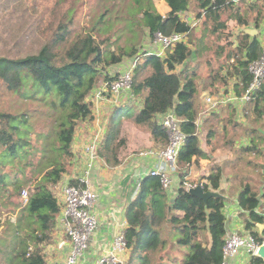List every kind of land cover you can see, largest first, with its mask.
<instances>
[{"label": "trees", "instance_id": "obj_1", "mask_svg": "<svg viewBox=\"0 0 264 264\" xmlns=\"http://www.w3.org/2000/svg\"><path fill=\"white\" fill-rule=\"evenodd\" d=\"M164 2L170 8V12L162 17L154 8L153 0H113L112 5L103 12H92L88 16L90 20L74 33L68 31L66 27H58L49 43L38 53L19 59L0 57V83L5 85L9 93L23 97L21 92L24 88L23 79L31 78L34 81L33 86L44 89L43 93L54 87L58 94L57 99L49 103L37 100L33 96L23 98L42 103L48 109L53 124L47 138L46 151L41 158V161L44 160L43 168L47 171L31 188V194L23 210L26 217L25 236L32 249H29L24 239L14 264H46L40 246L51 241L54 220L60 210L51 188L55 187L67 172L76 127L81 121L91 119V103L88 100L90 93L103 71L120 64L124 58L138 54L136 47L146 33L151 38L156 33L164 36L172 33L185 34L186 41L167 50L164 58L155 55L142 57L139 67L149 68L150 73L140 78L137 73L138 67L133 76V94L138 97L146 93L143 106L134 116L133 122L136 125L147 126L153 142L165 145L166 134L158 123H155V118L173 110L181 120V131L186 135V140L176 161L179 186L174 198H170L163 191L157 177H146L140 182V195L125 211L128 225L125 242L126 247L132 252L128 264H132L134 259L138 260L139 264H151L150 258L157 255L155 264H164V258L167 257L166 249L170 250L174 244L187 249L182 257V264L221 263L226 236V219L222 212L224 201L211 198L204 203L191 196L185 185L188 166L192 161L207 158V155L200 149L197 137L199 90L196 75L176 73V68L184 65L192 56L191 47L199 52L193 37L195 28L183 21L180 14L196 2L198 11L195 18L202 21L201 37L210 34L229 40L233 36L231 33L223 35V31L227 30V22L232 21L238 27L253 24L258 29L263 19V11L256 4H247L243 9L227 0H164ZM120 3L117 15V6ZM74 13L75 9L70 7L69 23L74 21ZM125 30L123 43L118 46L117 51H111L112 40L114 42L120 40ZM232 46L233 43L229 42L225 75L219 73L223 67L210 74L203 82L205 88L203 90L206 88L208 90L217 81L236 77L239 80L236 93L240 95L249 83L247 66L260 57L262 46L256 37L251 38L244 32L237 36V46L235 48ZM58 50L61 53H56ZM145 53L147 52H143V55ZM232 59L234 61L230 64ZM232 112L231 119L234 118V111ZM245 118H249L253 127L245 131L244 137L248 139V145L241 147L240 150L253 156L264 155V149H261V144L264 143L262 133L264 81L254 100L247 107ZM14 119L13 114L0 112V173L4 167L19 166L21 163L24 164L23 168H27L34 157L33 153H30V139L24 138V141L22 136L16 134L18 127L12 125ZM23 119L26 121L25 114ZM109 123L110 127L98 156L108 165L117 166L121 160L120 150L124 143L118 137L117 127L113 125L114 118ZM53 138L58 142L57 159H52L50 153ZM17 147H24L29 154L25 151L20 155ZM253 166L264 180L261 172L264 163L261 165L254 163ZM221 173V167L217 165L211 167L208 176L203 179L204 191L219 190ZM17 189L19 186L15 188ZM171 200L174 201L173 204H170ZM262 200L264 201V183L258 191L245 182L237 196L241 216H245L244 228L258 241L264 238V229L260 234L256 227L257 224L264 225V204L262 212H257ZM249 264H262V261L251 257Z\"/></svg>", "mask_w": 264, "mask_h": 264}, {"label": "crops", "instance_id": "obj_2", "mask_svg": "<svg viewBox=\"0 0 264 264\" xmlns=\"http://www.w3.org/2000/svg\"><path fill=\"white\" fill-rule=\"evenodd\" d=\"M227 1L232 2L235 6L241 7L243 9L247 4H256V6L259 9L261 8L263 11V19L259 24L258 29H256L253 24H249L247 27H238L232 21H230L231 24L234 25L231 33L233 37L230 39H233L232 41H230L233 43L232 48H235L237 46V36L241 32H244V30L246 29H256V39L260 42L261 46L264 47V0ZM153 5L157 13L162 17H165L170 12V8L164 2V0H153ZM196 6V2H193L188 7L187 11L180 14V18L194 28L198 26L197 23L202 22L201 20L195 18V14L198 11ZM229 24V22L226 23L227 30L223 31V33L227 34ZM200 27L201 25L198 26L197 29H199ZM222 41H224L223 38L219 40L218 43H220L221 45L218 46L224 45ZM153 47H156V45L154 44L153 46H150V49H152ZM224 51L225 49H223L222 47H217L215 51L216 57L219 58L220 56H222ZM192 52H194L192 54V59L195 60L194 63H199L198 52H196L195 48L192 49ZM126 59L129 58H124L123 61H125ZM115 68L116 66H112L103 71L96 87L101 84V82H103V78L105 80V78H107V75L110 74V72ZM177 68L176 73H180L182 69H184V65ZM196 70L197 68H194L190 72L191 74L194 73L196 75L198 81L199 75L197 74ZM219 73L220 75H225L226 69L223 67ZM208 77L209 75L204 78L203 82H205L206 78ZM227 80L231 81L230 83L233 84H229L227 90L231 89L232 87L236 92V88L237 86H239L238 78H228L225 80V82ZM203 89H205L204 86L202 87L201 91L207 92V88L206 90ZM217 90L218 87L214 86V91L216 92ZM227 90L225 89L224 91ZM205 94L206 97L209 93ZM201 105V109H203V107L205 106V102L203 101ZM123 107L125 106H122V104L116 105V103H113L109 100L99 104L98 112L100 114V117L102 118V126L105 127L106 132L110 127L109 122L112 120V118L115 119L117 111H119ZM223 114L224 110L223 108H221L218 112L206 116L202 119L201 125L197 132V137L199 147L206 153L207 158L199 159L197 162H191V164L188 166L189 171L187 176L185 177V181L187 184L191 185H196L198 182L203 183V179L208 176V173L212 166L217 165L221 167L222 173L220 178V188L217 192H219L224 198V208L222 212L226 219V234L232 232L247 233L244 228L245 216H241V211L239 210L237 204V196L242 189V185L244 184V177L242 175L236 174V168H234L235 163H233L234 151L236 149L238 150L240 140L246 137L242 136L240 140H236L233 147H231L230 139L232 138V134L230 132V127H228L231 126V124L230 120L229 122H224ZM93 119H86L84 121H81L75 129L73 141L70 148L71 157L68 161L67 172L63 174L60 182L55 187L51 188V191L56 198L58 205L60 200V185L64 182L75 180L84 169L82 150L83 146L93 138L96 130L99 127L98 122H93ZM244 124H240V121L234 120V124H232V126H237L238 128L236 127V129L239 130L241 129V126L245 127L247 125ZM149 138L150 142L145 146V149H141L137 154L130 153L126 157L125 154H123L120 163L117 166H110L104 161V159L99 158L94 168L90 172L88 178L89 185L97 196L96 201L92 207V213L96 217L97 225L95 231L90 237L88 250L84 253L83 256V262H85L86 264H92L98 257L110 253L114 237L120 231L126 229L127 222L125 218V211L128 205L132 203L140 195L141 192L140 182L142 179H139L134 173L138 169H143L145 171L151 170L157 165L156 160L139 156V153L149 149H160L163 147V145H161L160 143L153 142L150 134ZM41 158L42 157H39L38 155L34 156L31 165L27 168H23L24 164L21 163L19 166L15 165L13 167H4L1 170L0 264L15 263L17 254L22 249V241L24 239H26L29 245V249H32L29 240L25 236L26 217L25 213L23 212L24 207L21 203V196L23 195V193H25L26 196L29 197L32 191L31 188L34 186L35 182L40 179L47 171V169L43 168L44 160L41 161ZM251 169L252 173H254V177L258 178L256 175V170L254 168ZM170 178L172 179V186L170 191L166 194L173 199L179 186L177 170L170 173ZM258 183L260 184V186H258L257 189L261 190V186L264 183V180L262 179V181H260L258 179ZM17 186H19V189L15 190ZM263 204L264 201L262 200L261 207L258 208V211L262 210ZM54 225L55 226L53 229L51 241L47 244L41 245L40 247L42 248V254L44 256L46 264H65V260L69 250V243L63 235L61 223L59 222V215L55 217ZM179 250L180 249L178 247H171L169 251L170 256L173 255V257L181 259L184 254ZM131 253L132 252L130 249H127L124 252L120 253L117 256V263L128 264ZM250 258V256L242 254L235 258L232 261V264H249ZM163 262L169 263L171 262V260H168L167 257H165ZM132 264H139V261L134 259L132 261Z\"/></svg>", "mask_w": 264, "mask_h": 264}, {"label": "rangeland", "instance_id": "obj_3", "mask_svg": "<svg viewBox=\"0 0 264 264\" xmlns=\"http://www.w3.org/2000/svg\"><path fill=\"white\" fill-rule=\"evenodd\" d=\"M100 1L102 2L99 3ZM112 3L113 0H0V57L19 59L28 55L36 54L44 45L49 43L55 32H57L58 27H66L68 31L74 33L90 20L88 16L92 12H103L106 8H109ZM120 6L121 3L117 6V15H119ZM70 7L75 9V13L73 14L74 21L72 23H69L71 16L68 14V10ZM229 23L228 32L232 33L234 25L231 24V22ZM197 25L200 26L201 22L197 23ZM198 26L195 28L193 37L196 41L197 47H199L198 49H200V52H198L199 63H194L195 60L192 59L193 56H191L184 64V69H182L181 72L191 75L190 71L197 68L196 71L199 75V80L197 81L199 85V96L197 102L198 110L200 111L202 107L201 104L206 95L205 93H214V86L218 87V91H224L225 89L227 90L229 84L233 85L230 83L231 81L228 80L226 82L217 81L215 85L206 90L207 92L201 91L204 85L203 80L205 77L215 73L222 67H227L228 62L226 54L229 49L228 43L233 40H230L233 36L229 40L222 41L224 44L223 46H218L221 45L218 42L222 39V37L210 34H205L201 37L203 28L201 25V27L197 29ZM125 34L126 30L120 40L117 42L112 40L111 43H113V46L110 49L111 51H117L118 46L123 43ZM223 35L226 34L223 33ZM154 44V38L147 37L145 34L142 41L136 47L138 54L156 51L157 47L150 49V46H153ZM217 47L225 49L223 55L219 58L216 57L215 53ZM191 48L194 49L193 47ZM56 53H61V51L58 50ZM137 73L140 78H143L150 73V70L149 68L142 69L139 67ZM33 83L34 81H32L31 78L23 79L24 88H22L21 91L23 97L9 93L5 89V85L0 83V112L10 113L15 116V119L12 121V125L18 127L16 134L18 136H22L23 139H30V153H33V156L38 155L39 157H43L46 151L47 138L50 135L53 124L52 117L47 112L48 109L45 108L42 103L23 100V98L33 96L37 100H43L46 103H49L51 100H56L58 94L54 87H52L49 92L43 93L45 90L34 87ZM145 95L146 93H143V95L136 97L137 101L135 102H127L128 105L117 111V114L115 115L113 125L115 128L117 127V130L119 131L118 137L124 143L123 148L120 150L121 157L123 154H125V157L130 153L137 154L141 149H145V146L150 142L149 128L145 125H136L133 122L134 116L143 106V98ZM223 110V120L225 122H229V120H231V126L228 127H230V132L232 134L230 141L231 147H233L235 141L240 140L242 136H245V131L250 129L251 126L253 127V124L249 122L248 118L244 124L247 125L245 127L241 126V129L237 130V126H232V124H234V118L231 119V113H233L231 107H225ZM24 114L26 115V121L23 119ZM263 132L264 131H262V133ZM57 143L56 139L54 140L53 138L50 147L52 159H57L59 155ZM240 149L241 148H238V150L236 149L234 151L233 157L236 174L244 177L243 183L247 182L259 191V189H257L258 186H260L258 179L262 181L260 173L256 171L258 178H255L251 168L255 169L253 166L254 163H258L259 165L263 164L264 155L253 156L241 151ZM261 149H264V143L261 144ZM17 151L20 155H23L25 151L26 154H29V151L24 150V147H17ZM241 234L246 233L242 232ZM174 247H178L180 249L179 251L183 252V254L187 251V249L176 246V244L172 246V248ZM169 251L170 250L167 248L166 255L167 259L171 260V262H164V264H182L183 259L173 257V255L170 256ZM157 256L150 258L151 264H155Z\"/></svg>", "mask_w": 264, "mask_h": 264}, {"label": "built area", "instance_id": "obj_4", "mask_svg": "<svg viewBox=\"0 0 264 264\" xmlns=\"http://www.w3.org/2000/svg\"><path fill=\"white\" fill-rule=\"evenodd\" d=\"M153 38L157 47L156 51L147 52L145 55L143 53L137 54L116 65V68L107 75L108 80H103L101 84L97 87L95 86L91 92V99L89 96L91 119L94 118L93 122H98L99 127L93 138L83 146L84 169L82 173L75 180L64 182L59 187L60 210L57 215H59L63 235L69 243L65 264H86L83 262V256L88 250L90 237L97 225L96 217L92 213V207L97 196L91 189L88 178L100 158L98 151L101 149L106 135V129L102 126V118L98 112L99 104L109 100L116 103V105L122 104V106H126L129 101H137L136 96L132 92L133 76L142 62V57L155 55L164 58L167 50L186 41V35L179 33H172L169 36L156 33ZM233 61L232 59L230 64ZM247 72L250 76V81L243 88L240 95L231 87L227 92L217 90L205 97V106L198 113L196 120L197 132L203 118L225 107H231L234 111V120L240 121V124L245 123L246 109L254 100L264 81V47H262L260 57L248 64ZM155 122L164 130L167 137L166 144L160 149H149L140 152L139 156L154 159L157 161V165L148 171L138 169L134 174L139 179L157 177L163 191L167 193L172 186L170 173L177 170V157L184 146L186 135L181 131V120L175 115L173 110L157 116ZM247 145V138L240 140L239 148ZM185 185L187 189L195 186L187 183ZM27 202L28 197L23 193L21 196L23 207L26 206ZM257 212L261 213L262 210H257ZM126 229L120 231L114 237L111 252L98 257L92 264L117 263V256L128 249L125 242ZM261 244H264V238L258 241L249 232L246 234L238 232L226 234L220 264H232V261L242 254L255 257Z\"/></svg>", "mask_w": 264, "mask_h": 264}, {"label": "water", "instance_id": "obj_5", "mask_svg": "<svg viewBox=\"0 0 264 264\" xmlns=\"http://www.w3.org/2000/svg\"><path fill=\"white\" fill-rule=\"evenodd\" d=\"M244 32H245V34L249 35L252 38L256 37V35H257L256 29H246V30H244ZM259 131H261V130L259 129ZM262 173L264 174V169H262ZM187 192L191 196H194V197L200 199L204 203H207V201L211 198H219L222 200L224 199L223 196L217 191H211V190L204 191L203 185L201 182H198L194 187H190L189 189H187ZM173 202L174 201L171 200L170 204H173ZM168 210L170 212V208ZM256 226L259 228V233L261 234L263 229H264V225L257 224ZM255 257L260 259L262 261V264H264V244L259 245L258 250L255 254Z\"/></svg>", "mask_w": 264, "mask_h": 264}, {"label": "bare ground", "instance_id": "obj_6", "mask_svg": "<svg viewBox=\"0 0 264 264\" xmlns=\"http://www.w3.org/2000/svg\"><path fill=\"white\" fill-rule=\"evenodd\" d=\"M72 175V174H71ZM66 181V180H65ZM71 181H73V180H71ZM57 221V220H56Z\"/></svg>", "mask_w": 264, "mask_h": 264}]
</instances>
